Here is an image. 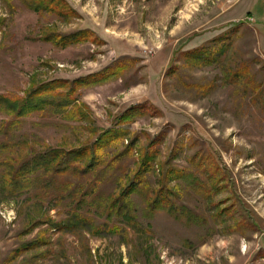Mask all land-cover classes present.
<instances>
[{
    "label": "rangeland",
    "instance_id": "374dc122",
    "mask_svg": "<svg viewBox=\"0 0 264 264\" xmlns=\"http://www.w3.org/2000/svg\"><path fill=\"white\" fill-rule=\"evenodd\" d=\"M66 1L78 13L70 20L0 0V93L23 95L31 82L74 79L120 58H135L134 65L81 90L87 120L34 113L5 132L0 113V158L90 144L131 105L147 103L160 114L120 125L128 134L117 149L133 140L132 152L76 205L93 219L88 230L61 232L48 223L70 209L55 183L15 198L0 192V264H264V0ZM85 28L99 40L55 47L41 39L44 30ZM236 71L244 73L234 78ZM162 131L146 175L149 193L130 195V214H109L107 200L137 169L139 149ZM197 154L216 159L219 186L202 194L173 178V202L192 212L190 220L151 213L147 194L155 195L169 167L206 177L195 168ZM231 205L236 213L215 216ZM248 217L254 227L237 224ZM40 233V245L26 250Z\"/></svg>",
    "mask_w": 264,
    "mask_h": 264
},
{
    "label": "trees",
    "instance_id": "16d2710c",
    "mask_svg": "<svg viewBox=\"0 0 264 264\" xmlns=\"http://www.w3.org/2000/svg\"><path fill=\"white\" fill-rule=\"evenodd\" d=\"M19 1L26 8L39 14L66 20L78 15L77 11L66 0ZM5 2L11 8L15 6L13 0H5ZM1 25L2 19H0V28ZM41 39L50 42L55 47H66L87 40L93 42L99 40L94 31L89 28L70 33H60L48 29L44 30ZM190 53L193 54L194 51ZM135 60V58L130 57L120 58L110 63L102 71L74 79L53 78L42 82H31L23 95L0 93V113L7 116L1 125L3 131L6 132L13 128L22 119L34 113L58 115L65 120L72 121L87 120L89 108L86 103L79 100L81 90L120 77L134 65ZM240 73L243 75L244 71H236L233 77L238 78ZM244 79L249 80V78ZM146 114H160V110L147 103L131 105L120 114L114 127L104 130L92 143L79 148L64 149L46 146L42 149L24 150L23 153L17 156H14L12 152L8 153L6 157L0 158L1 194L15 198L25 193H31L36 185L43 187L48 182L50 184L55 183L60 189L58 192L62 191L64 194L63 200L68 202L70 209L63 218L59 220L49 218L48 223H52V228L54 227L55 230L61 232L77 233L81 229L88 230L92 218L77 210L76 205L84 199L83 194L87 188H91L93 184L99 182L105 176L106 178L110 177L109 174H112L120 166L123 154L132 152L131 144L133 140H130L123 151L117 149V146L125 140L123 138L128 134V130L120 127V125L132 122L137 117ZM164 134L165 131L160 132L146 147L139 149L137 169L133 175H129L124 179L126 183L119 189V194L112 195L107 200L110 201L107 205L109 214L114 212V214L126 215L134 206L132 200H130L132 193H141V191H148L149 193V181L146 175L153 168L157 153L153 145L158 143ZM193 160L195 168L206 174V177L200 178L197 174L169 167L166 172L163 171L164 181L162 182L161 179V187L154 190L155 195L151 197L147 194L146 202H148V209L151 213L156 209H163L176 218L187 214V218L190 220L192 212L187 210L186 207L178 206L173 202L172 196L178 189L167 184L173 178H185L189 187L202 194H212L213 187L219 186L218 180L212 177L215 171L220 168L216 159L211 156L197 154V157H194ZM217 207L218 204L214 208ZM219 210L216 211L215 216L223 215V213H228L230 216L236 213L232 205ZM237 224L254 227L255 223L248 217V219L245 218ZM98 228L101 229L100 226ZM41 236L40 233L27 242L26 250L39 246Z\"/></svg>",
    "mask_w": 264,
    "mask_h": 264
}]
</instances>
